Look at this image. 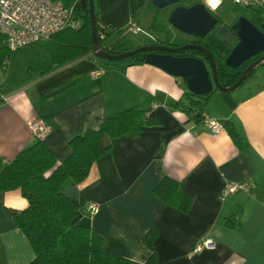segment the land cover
I'll list each match as a JSON object with an SVG mask.
<instances>
[{"label":"crops","instance_id":"crops-1","mask_svg":"<svg viewBox=\"0 0 264 264\" xmlns=\"http://www.w3.org/2000/svg\"><path fill=\"white\" fill-rule=\"evenodd\" d=\"M143 2L97 0L99 22L112 30L125 26L121 34L126 37L127 22L139 17ZM21 53L26 57L19 56L20 64L12 65V54L0 65V173L41 139L29 126L33 118L50 127L43 140L60 164L72 151L73 137L126 109L143 108L148 123L143 131L116 140L76 184L77 222L100 233L111 252L139 262L151 257L144 236L156 230L158 264H264V64L235 90L213 92L206 116L223 124L214 134L204 120L191 119L183 110L181 98L189 91L184 79L159 66L99 58L105 71L95 76L98 65L84 56L31 80L30 59ZM226 122L234 125L240 142ZM165 176L182 181L183 190L193 195L189 212L156 195ZM229 179L249 180L250 191L221 199ZM91 201L100 204L94 215L86 211ZM28 205L21 189L0 191V264H29L36 257L8 210ZM207 238L215 247L195 252Z\"/></svg>","mask_w":264,"mask_h":264},{"label":"trees","instance_id":"trees-1","mask_svg":"<svg viewBox=\"0 0 264 264\" xmlns=\"http://www.w3.org/2000/svg\"><path fill=\"white\" fill-rule=\"evenodd\" d=\"M62 1L67 6L77 1L75 14L82 21V25L77 29H64L51 39L35 44L34 55L29 56L31 65L28 68V77L31 80L94 51L90 0ZM95 2L97 12V0ZM145 8L156 9L158 12L152 21V28L166 32L168 35L167 39L160 41L177 46L191 41L181 38L173 39L168 24L160 15V8L155 6L152 0H144L138 12ZM252 21L264 31V17L261 10ZM97 29L99 34L102 31L106 33L104 39L99 36L102 44L113 40L106 47L108 52L120 54L132 49L129 41L121 34L125 26H120L116 30L103 26L99 22L98 12ZM238 41L239 38H228L219 29L191 41L204 45L213 53L218 66L219 80L224 86L234 85L243 77L252 59L257 60L264 56L260 53L239 67L229 66L226 59ZM148 42H154V40ZM12 54L13 51L8 47L5 36L0 33V65L5 66ZM185 55L205 56V53L198 48H191ZM122 61H128L131 65L145 63L146 52H139ZM108 62L118 63L116 60ZM260 64L263 65L264 62ZM254 71L250 75H253ZM219 89L216 87L208 94L187 91L181 98L180 104L191 119L203 121L207 115L210 97ZM145 117L146 110L137 106L126 109L116 116L108 117L99 128L88 129L84 134L73 137L69 143L72 151L60 164L52 148L45 140L40 139L24 148L2 170L0 191L21 189L23 195L29 200V205L25 209L8 208L10 216L25 232L35 250L36 257L29 264H158V250L155 246L158 235L156 230H149L144 236L145 244L153 251L146 262L116 254L106 248L105 238L100 233L89 225L77 222L81 209L80 202L61 192L67 186L83 182L88 177L93 164L113 149L116 140L122 137L138 136L148 124ZM158 122L155 120L152 123ZM226 124L231 135L240 142L241 138L234 125L230 122ZM106 134H109L111 138V144L108 146L103 145ZM155 193L160 199L182 212L187 213L191 208L193 195L183 190L182 181L165 176L155 188Z\"/></svg>","mask_w":264,"mask_h":264},{"label":"water","instance_id":"water-1","mask_svg":"<svg viewBox=\"0 0 264 264\" xmlns=\"http://www.w3.org/2000/svg\"><path fill=\"white\" fill-rule=\"evenodd\" d=\"M183 0H152L158 8H165ZM91 23L94 40V50L99 58L122 61L139 52H146V62L163 68L168 73L181 77L186 82L189 91L196 94L211 93L216 87L221 90L231 91L238 88L245 78L259 64L264 62V56L254 61L247 72L238 82L232 86H224L218 75V66L213 53L204 45L197 42H189L180 46L167 44H143L120 54H112L103 48L97 29V12L95 0H90ZM169 23L183 33L190 35H206L217 23L218 18L213 14L204 2H196L191 6L180 5L174 8L169 16ZM239 41L226 59L231 67H239L245 61L264 52V31L250 18L240 15L232 26ZM222 31L232 34L226 26ZM198 48L205 56H192L182 54L185 50ZM111 144L109 134L103 138V145ZM65 196L78 199L79 187L74 184L67 186L61 191Z\"/></svg>","mask_w":264,"mask_h":264},{"label":"built area","instance_id":"built-area-1","mask_svg":"<svg viewBox=\"0 0 264 264\" xmlns=\"http://www.w3.org/2000/svg\"><path fill=\"white\" fill-rule=\"evenodd\" d=\"M233 1L244 6L245 12L252 11L254 16L251 17H255L260 10L264 17V0ZM203 2L209 9L216 11L222 5L223 0H218L217 7L213 4L216 0H203ZM76 3L77 1L71 6H67L62 0H0V33L5 36L8 47L14 52L39 41L49 40L64 29H77L82 25V21L76 17ZM127 30L134 32L141 30L135 17L130 18L127 22L125 32ZM99 36L104 39L106 33L102 31ZM112 42L113 40L101 44L106 49ZM87 56L92 57L98 65L92 74L101 75L105 71V67L98 63L99 57L96 55V51L94 50ZM204 122L214 134H218L223 129V124L212 116H206ZM29 126L35 135L41 139L50 132V127L39 118L30 120ZM239 191H250L249 180H226L220 192V198L226 199ZM99 210L100 204L96 201L89 202L86 207V211L90 215L96 214ZM214 247V240L207 238L198 243L194 251L198 252L204 248Z\"/></svg>","mask_w":264,"mask_h":264},{"label":"rangeland","instance_id":"rangeland-1","mask_svg":"<svg viewBox=\"0 0 264 264\" xmlns=\"http://www.w3.org/2000/svg\"><path fill=\"white\" fill-rule=\"evenodd\" d=\"M244 8H245L244 6L234 3L233 0H223L221 7H219L216 10V13L222 16L224 22H228L230 24L236 19V17H238V15H241L240 13L245 10ZM172 9H173V6H170V7L167 6L165 8H160V15L162 16L163 21L168 24V28L170 30V33L172 34L173 39L181 38V39H186V40H192L194 38L193 36H189L187 34H184L183 32L178 31L176 28H174L169 23L168 16ZM157 13L158 12L156 9H151V8L150 9L145 8L140 13L136 21H137L138 26L141 28V30L138 32L129 31V30L126 31V39L130 42V44L136 45L137 43H143L144 41L147 42V41H152V40L154 41L165 40L168 38V35L166 32L157 31L154 28H152V21ZM242 15H245V16L248 15L249 17L254 16L253 12L249 10L247 11V15L245 13H242ZM136 47L138 46H135L134 48ZM34 48H35V45L29 48H25L24 50L22 49V51L21 50L19 51L25 52V54L28 57L29 56L31 57L32 55H34ZM19 51L13 52L12 65H16V63L20 64L19 56L22 53ZM21 56L24 57L25 55H21ZM101 60L103 62H108L111 59L101 58ZM118 62H121V61H118Z\"/></svg>","mask_w":264,"mask_h":264},{"label":"flooded vegetation","instance_id":"flooded-vegetation-1","mask_svg":"<svg viewBox=\"0 0 264 264\" xmlns=\"http://www.w3.org/2000/svg\"><path fill=\"white\" fill-rule=\"evenodd\" d=\"M196 2H203L202 0H183V1H181V2H179V3H175V4H172V5H170V6H173V9L174 8H176V7H178V6H180V5H185V6H191L192 4H194V3H196ZM169 6V7H170ZM221 7V6H220ZM172 9V10H173ZM171 10V11H172ZM211 10V9H210ZM213 11V14L218 18V21H217V23H216V25L206 34V35H204V37L205 36H207L210 32H212L213 30H217V29H219V30H221L222 31V26L223 25H226L231 31H232V34H229V33H227V32H225V31H222L228 38H233V37H235V38H238V36H237V34L233 31V29H232V26H233V24H234V22L238 19V17L240 16V15H238V17H236V19L233 21V22H231L230 24L228 23V22H224L223 21V18H222V16L221 15H219V14H217L216 13V11H214V10H212ZM242 13H245L246 15H247V12H245V11H242L240 14L242 15ZM170 14V13H169ZM247 17L248 18H250L251 20L253 19V17H249L248 15H247ZM177 29V28H176ZM178 30V29H177ZM178 31H180V30H178ZM181 32V31H180ZM184 34H186V33H184ZM187 35H189V36H193L194 38L193 39H195L196 37H201V36H199V35H190V34H187ZM192 39V40H193ZM191 40V41H192ZM190 41V42H191ZM147 44H167V45H172V44H168V43H164V42H162V41H160V40H156V41H154V42H148ZM172 46H177V45H172ZM188 50V49H187ZM187 50H185L182 54H186V51ZM261 53H263L264 54V52H261ZM184 54V55H185ZM260 54V53H259ZM258 54V55H259ZM258 55H256V57L258 56ZM253 57H255V56H253ZM252 57V58H253ZM252 58H250V59H252ZM250 59H248V60H250ZM258 60V59H257ZM253 61H256V59L255 60H251L250 61V65L252 64L251 62H253ZM246 62V61H245ZM263 63V62H262ZM260 64V63H259ZM257 65L254 69L256 70L257 69V67H259L260 65H262V64H260V65ZM249 68V67H248ZM254 71V70H253ZM252 71V72H253ZM247 72V71H246ZM245 72V73H246ZM254 73H255V71H254ZM253 73V74H254ZM250 75V74H249ZM248 75V76H249ZM250 76H252V75H250ZM249 76V77H250Z\"/></svg>","mask_w":264,"mask_h":264},{"label":"bare ground","instance_id":"bare-ground-1","mask_svg":"<svg viewBox=\"0 0 264 264\" xmlns=\"http://www.w3.org/2000/svg\"><path fill=\"white\" fill-rule=\"evenodd\" d=\"M214 6L217 7L218 6V3L217 2H213Z\"/></svg>","mask_w":264,"mask_h":264},{"label":"snow or ice","instance_id":"snow-or-ice-1","mask_svg":"<svg viewBox=\"0 0 264 264\" xmlns=\"http://www.w3.org/2000/svg\"><path fill=\"white\" fill-rule=\"evenodd\" d=\"M216 2H218V0H216Z\"/></svg>","mask_w":264,"mask_h":264}]
</instances>
